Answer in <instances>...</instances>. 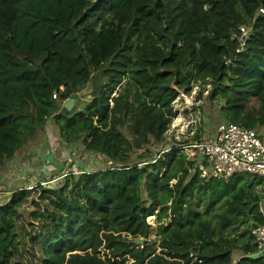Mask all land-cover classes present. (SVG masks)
Segmentation results:
<instances>
[{"label":"trees","instance_id":"obj_1","mask_svg":"<svg viewBox=\"0 0 264 264\" xmlns=\"http://www.w3.org/2000/svg\"><path fill=\"white\" fill-rule=\"evenodd\" d=\"M28 1L0 0V172L43 145L48 122L103 168L67 173L59 188L45 190L64 224L46 233L36 255L20 238L26 263L264 264L246 236L264 222V181L202 178L178 145L157 154L175 100L195 88L211 113L264 130V0H92L64 21L66 54L94 71L68 86L71 95L90 86L89 103L68 114L55 94V53L15 32ZM200 127L191 141H201ZM23 192L0 203V236L19 227L14 207Z\"/></svg>","mask_w":264,"mask_h":264},{"label":"rangeland","instance_id":"obj_2","mask_svg":"<svg viewBox=\"0 0 264 264\" xmlns=\"http://www.w3.org/2000/svg\"><path fill=\"white\" fill-rule=\"evenodd\" d=\"M91 2L92 0H30L22 6L23 20L14 27L18 35L36 39L37 42L44 40V43L55 53L51 56L50 63L53 71L52 77L59 81L61 89L64 88V93H60L57 87L55 90L61 99H66L65 102L71 96L68 86L70 84L80 86V83L87 77H91L94 71L79 55L71 58L66 54V43L62 37L66 35L70 39L71 36L68 25L64 24V21L68 16L70 18L77 17ZM60 8L62 11L58 17L57 13ZM100 43L101 41L92 39V46H97L93 48L94 51H99ZM74 44L77 46L75 42ZM85 46L87 47L86 43ZM104 47L107 45L103 44L102 48ZM89 93L90 86L87 84L77 94L74 108L83 110L89 103ZM195 94L190 95L192 102L195 101ZM190 99L189 96L180 95L175 100L176 116L166 133L165 140L159 147L158 155L171 150V147L175 145L180 146L179 149L184 150L188 156L193 155V150L186 145L192 142L190 138L195 128L199 126L196 120H200L202 106L199 112L190 110L189 118H186L184 110L189 108ZM46 128L43 145L33 146L29 151L23 153L25 157H30L31 161H28L29 158L20 157L15 162L6 163L0 172V203L11 197L13 191H24L23 201L14 207L19 214V227L12 229L8 236H0V264H27L21 252L20 238L24 237L28 251L36 255L46 233L64 224L61 206L45 192L46 189L59 188L63 181L62 176L67 173L75 175L82 171H94L101 165V162L91 153L83 152L79 144L68 146L58 141V133L50 122L47 123ZM205 128L203 132H206L205 136L207 137L212 131L210 127L207 129L206 126ZM258 131L263 137L264 130ZM125 135L129 138L127 134ZM203 138L202 134L201 139ZM51 142L56 144L54 147L61 154L56 155L51 147ZM156 149L154 146L152 151L155 152ZM92 161L96 162L95 166L91 165ZM50 179L54 182H51L49 187L40 186L42 181ZM145 197V193L142 191V198L145 199ZM148 221L151 222L152 219L148 218Z\"/></svg>","mask_w":264,"mask_h":264},{"label":"built area","instance_id":"obj_3","mask_svg":"<svg viewBox=\"0 0 264 264\" xmlns=\"http://www.w3.org/2000/svg\"><path fill=\"white\" fill-rule=\"evenodd\" d=\"M264 13V10H261ZM56 91V90H55ZM64 88H60V93H64ZM195 94V101L192 102L190 95ZM57 97V93H55ZM189 95L190 110H197L202 106L200 120L197 119L201 128V141H192L186 146L193 150L192 156L187 159L194 163L195 171H199L202 178H217L227 183L230 178L239 174H249L260 177L264 181V136H260L257 130H247L236 126L221 116L217 110L211 113L204 105V101L199 99V93L195 88ZM205 92L203 96H207ZM62 104L66 99L59 97ZM197 102V103H196ZM203 103V105H201ZM195 121V122H196ZM194 122V123H195ZM207 126L212 133L205 136ZM203 128V129H202ZM171 149H175L171 147ZM96 162H91L95 166ZM196 165V166H195ZM103 168L101 164L96 170ZM83 172V171H82ZM81 172V173H82ZM78 175V174H75ZM64 178V176H62ZM52 179L40 183V186H48ZM259 210L264 217V198L259 203ZM252 244L257 247V254L264 253V222L252 224L246 233Z\"/></svg>","mask_w":264,"mask_h":264},{"label":"water","instance_id":"obj_4","mask_svg":"<svg viewBox=\"0 0 264 264\" xmlns=\"http://www.w3.org/2000/svg\"><path fill=\"white\" fill-rule=\"evenodd\" d=\"M77 97H78L77 94H72L68 99V101L63 103V106L61 108L62 114H68L74 109L75 100L77 99ZM143 242H144L143 239L135 241L136 244H142ZM253 259H264V253L256 254L255 256H253Z\"/></svg>","mask_w":264,"mask_h":264},{"label":"crops","instance_id":"obj_5","mask_svg":"<svg viewBox=\"0 0 264 264\" xmlns=\"http://www.w3.org/2000/svg\"><path fill=\"white\" fill-rule=\"evenodd\" d=\"M46 130H47V128H46ZM57 140L58 141H60V142H62L60 139H59V137H57ZM56 144L55 143H53V142H51V147H52V149H53V151L56 153V155H59V154H61V152L60 151H58V149H56L54 146H55ZM66 145V144H65ZM38 147V146H37ZM30 160H29V159ZM27 159H28V161H31V158L30 157H27ZM9 164V163H8Z\"/></svg>","mask_w":264,"mask_h":264},{"label":"bare ground","instance_id":"obj_6","mask_svg":"<svg viewBox=\"0 0 264 264\" xmlns=\"http://www.w3.org/2000/svg\"><path fill=\"white\" fill-rule=\"evenodd\" d=\"M58 90L60 91V84L57 85ZM65 95V94H64Z\"/></svg>","mask_w":264,"mask_h":264}]
</instances>
